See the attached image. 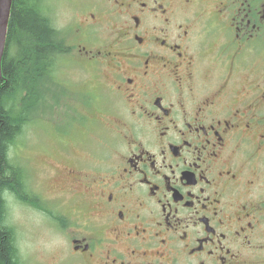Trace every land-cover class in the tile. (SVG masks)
<instances>
[{"label":"flooded vegetation","instance_id":"1","mask_svg":"<svg viewBox=\"0 0 264 264\" xmlns=\"http://www.w3.org/2000/svg\"><path fill=\"white\" fill-rule=\"evenodd\" d=\"M35 4L61 52L29 109L64 148L4 194L48 264H264V0Z\"/></svg>","mask_w":264,"mask_h":264},{"label":"trees","instance_id":"2","mask_svg":"<svg viewBox=\"0 0 264 264\" xmlns=\"http://www.w3.org/2000/svg\"><path fill=\"white\" fill-rule=\"evenodd\" d=\"M42 8L35 0H12L8 20L0 80V264H22L17 246L27 257L13 227L5 223L4 193L11 192L21 200H37L29 197L23 185V170L9 161L7 153L30 117L31 103L40 96L33 92L36 82L52 57L61 52L53 37L58 32ZM33 220L40 224L37 218Z\"/></svg>","mask_w":264,"mask_h":264},{"label":"rangeland","instance_id":"3","mask_svg":"<svg viewBox=\"0 0 264 264\" xmlns=\"http://www.w3.org/2000/svg\"><path fill=\"white\" fill-rule=\"evenodd\" d=\"M73 2L74 0H69ZM67 9L59 11V17L68 14ZM57 21L54 19L55 24ZM49 101V99H48ZM50 105V104H49ZM42 106V105H40ZM55 108H49L46 104L34 110L30 119L22 126L21 132L14 138L12 145L8 146V157L11 163L20 166L23 170L24 181L32 183L35 191L47 192V188L34 185V181L41 173L42 165L56 154L53 152L62 151L64 145L54 140L53 133L49 123L52 120V111ZM6 203V224L14 229L16 239H20L22 247L27 253L22 260L24 264H30L34 261L37 264H48L50 257L58 254L55 249L56 238L47 234L33 216L29 214L25 207L20 206L8 194H4Z\"/></svg>","mask_w":264,"mask_h":264},{"label":"water","instance_id":"4","mask_svg":"<svg viewBox=\"0 0 264 264\" xmlns=\"http://www.w3.org/2000/svg\"><path fill=\"white\" fill-rule=\"evenodd\" d=\"M12 0H0V78L1 61L5 49L7 23L10 14Z\"/></svg>","mask_w":264,"mask_h":264}]
</instances>
